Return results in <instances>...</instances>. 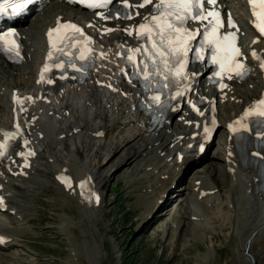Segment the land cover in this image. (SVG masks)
I'll list each match as a JSON object with an SVG mask.
<instances>
[{
    "label": "rangeland",
    "instance_id": "obj_1",
    "mask_svg": "<svg viewBox=\"0 0 264 264\" xmlns=\"http://www.w3.org/2000/svg\"><path fill=\"white\" fill-rule=\"evenodd\" d=\"M50 9L51 7H47V12L43 11V15L38 19L37 26L30 29L29 45L32 47L26 63L11 68L0 77V102L3 105L0 124L8 121L6 104L9 90L12 87L21 90L31 87V76L39 58L37 52L43 27L51 19L50 13L54 11ZM63 13L65 16L72 15L71 12ZM35 17L37 15L31 17L28 24ZM240 88H237V92L243 94L244 88ZM79 94L80 96L65 99L66 102L63 100V104H59L64 107L67 103L69 108H73V112L71 118L68 116V120L63 117L55 118L52 123L55 131L50 130V120L43 115L46 131L43 135L40 134L41 153L35 160V172L32 171L25 181L14 182L19 188L18 191H13L12 199L20 210L14 207L0 215V226L13 235V241L8 248H0V264H5L9 259V262L14 264H250L251 257L253 264H264V249H259L262 236L253 239L254 241L247 240L249 254L246 255L243 248L247 230L257 225L259 216L264 215V208L256 197L248 194L240 196L241 200L239 198L238 207L242 209L241 212L227 204L228 180L223 171H219L220 159L205 157L192 165L169 194H181V204L176 209L170 207L160 221L155 222L154 218L149 220L153 213L147 218L145 216L152 209L148 202H154L151 197L154 194L153 186L157 181L158 170L167 171L173 153L169 148L161 153L157 152L158 154L148 150L135 161L119 162L120 157L126 155V148L110 161L104 160L102 156L107 153L109 147L115 148L131 127L120 129L119 134L111 135L107 139H94L86 130L80 135L78 131L68 137H58L68 133L66 128L69 125L78 124L75 126L82 128L83 125L85 127L92 123L90 121L93 119L95 108L87 106L88 101L77 99L82 96L85 99L84 92ZM102 97L101 94L100 100ZM106 99L109 103L115 101L113 95L106 96ZM102 104L104 105L105 101H102ZM52 108L54 107H51V110ZM55 111L57 112L56 109ZM108 115L110 116L111 112ZM62 118L64 122L61 121ZM121 123L125 124V119ZM175 123L173 122L171 130L177 132L179 127ZM122 130L124 136L120 135ZM222 141L219 130L215 141L217 144L209 154L222 157ZM169 153L171 156L167 158ZM59 167H63L62 171L71 170L73 175L78 167L91 169V186L101 197L93 211L84 209L75 193L73 196L64 190L60 191V187L57 188L58 184L52 176L61 171ZM215 167L218 168L217 172L213 171ZM196 176H201L210 184L218 186V191L215 189L216 202L206 204L208 206L207 211L204 209L205 213L204 206L197 207L189 195V185ZM220 202L226 206L223 207ZM218 206L219 212L216 211ZM247 206H250L249 209ZM222 207L230 211L222 214ZM198 208H202V212L197 213L201 215L199 218H206L205 221L191 216ZM210 209H213L212 212ZM161 210H158L156 215Z\"/></svg>",
    "mask_w": 264,
    "mask_h": 264
},
{
    "label": "bare ground",
    "instance_id": "obj_2",
    "mask_svg": "<svg viewBox=\"0 0 264 264\" xmlns=\"http://www.w3.org/2000/svg\"><path fill=\"white\" fill-rule=\"evenodd\" d=\"M51 1H53V0H51ZM54 8L55 7L52 6V9H54ZM137 11L141 12L140 9H137ZM50 14H51V16H50L51 19L49 20V22H53V20L56 18V14L54 15L53 12ZM59 14H61V13L59 12ZM47 18H48V16H47ZM38 21L39 20L34 19L31 22V24L28 25V27L31 29H34V25L37 26ZM130 23L131 22L120 23V27L118 28L119 32L126 36L128 34L127 30H126V25H128ZM101 27L104 30H107L110 28H113L114 30L117 29L115 24L109 23V22L101 25ZM21 31H25V28H23ZM115 41H116V39H115ZM262 44H263L262 45V47H263L264 42H262ZM30 47H32V45L29 46L28 49H30ZM259 51L261 52V50H259ZM107 53H108V56L106 53L105 54L103 53V55H104L105 59L107 56L108 62L105 61L104 63H102L100 65V67H101L100 73L101 74L99 73V75H100L99 78H103V80H99L97 78V76L95 77V79H93V77L91 76L90 79L87 80V82L84 85H78L76 83L65 84L64 86H66V88H65L64 93L62 92V89L59 87L53 88L54 94L52 96L49 95V97H48V99H51L52 102L57 105L58 103L63 104L64 96H69L71 92L76 93V96H79V93L84 92L86 100L84 99V96L79 97L78 99L79 100L83 99L84 102L89 101L87 103V106L93 107V109L95 108L93 119H91L92 121H90V122H92L91 125L87 124V125H85V127L83 125L82 128L75 126L78 124H75L72 126L69 125L66 128V130H67L66 132H68V133L62 134L61 132H63V131L58 132V133L62 134V135H59L58 137H68L69 135L77 134L78 131H79L78 134L80 135L83 131L86 130L87 131L86 133H89L88 135H90V137H93L94 139H96V138L107 139L111 135H114L116 133L119 134L118 131L120 129H125L127 127H129V128L131 127V130H129L127 132L125 138L121 142L117 143L115 148L112 149L109 147V150L107 151V153L104 154V156H102L104 158V160L109 159L108 161H110L116 154H118L119 152L123 151L126 148L128 149L127 153H126V155H122L120 157L119 162L135 161V160L139 159L141 156H144L142 154H144L148 150H149L148 152H151V153L152 152L161 153L162 151H165L170 145L174 144V142L177 141L176 142V144H177L178 141L180 140V137H184V138L190 137V134H192L194 129H195L194 127H195L196 121H200L201 123H200V125L197 126L198 135L196 136L195 140H198L200 137H205L204 135L200 134V133H202V127H204V125H211L212 122L217 123L218 128H220L221 131H224V130H226V127L228 128V126H229L228 123L230 124L233 122V117L235 115L234 114L232 115L231 113L234 111L239 113L240 106L246 105L249 103V101L251 99L256 98L258 91H259V89H258L259 88L258 77H257V80L255 78L254 80L248 79L245 81V83L241 86V88H244V90L242 91V92H244L243 94H240L239 91H238L237 95L233 94V92H232L233 87L231 85L221 94H214V96L213 95L207 96V104L199 107V109L201 110V113H203L202 119L197 120L199 118V116L190 114L189 112H186V113L182 112L184 110V108H186V106H184L181 110H179V112L175 111L169 115V118H168L167 123H166L163 130L158 131V132L157 131L149 132L148 127H144L142 125V122L145 120L142 119V117H141V120L136 117V111L133 107V103L136 100L138 91L134 90L135 92H132L131 88H129L128 86H125L122 82L118 81L116 79V76H113L112 72H110V70L113 66L111 59L113 61H115V65H117V66H118V62L120 60L116 57V54L118 53L117 44H115L113 46V43H112L110 45V50ZM23 83L25 84V81ZM30 84H31V82H30ZM251 86L253 87L252 90H250ZM14 88H17V87H13L12 89H14ZM98 88L100 89V92H102V95H103V97L101 98L102 100L97 98V89ZM115 89H117V93H118L117 95L122 94V95H125L126 97L124 99H122L121 97H115V101L113 100V101H111V103H109V101L106 99V93H108L110 90H112V92H113ZM216 93H217V91H216ZM27 95H28V93L24 94V96H27ZM217 98H218V108H216V110H215L216 115H214L210 111H208L207 109L209 108V104H213V100L217 99ZM241 99H243V100H241ZM34 101L35 102H33V101L29 102L27 104V106L32 107L35 104H37L36 100H34ZM102 101H105L104 105L102 104ZM127 101L129 103H131V109L133 110V113L125 114L129 108ZM78 102H80V101H78ZM1 106H3V105L0 102V111L2 108ZM40 106H41L40 109L43 111V113L47 115L50 112L49 110H51V106H53V104H51L50 106L49 105L45 106V104L40 103ZM69 107H70V105L65 104L64 107L62 108V110H60L59 112L53 111L52 115L59 116V114H61V116H59V117H63L64 119L68 120L69 118L72 117V112H73V108H69ZM55 108H57V107H55ZM109 112H111L110 116L108 115ZM49 114H51V113H49ZM225 114H226V116H225ZM37 115H38V112H36L34 114H30L28 116L27 114H24V112L21 111V112H18V115L16 117H14V113H12V114H10V118L7 121V123L10 121L9 125L1 126V124H0V127H3V128L9 127V126L13 125V122L15 120H18L20 123H24L26 118L30 119V118H33L34 116H37ZM68 116H69V118H68ZM175 117H179L181 119L180 122H185L186 126H188L189 122H191V125L189 127H184L183 129L179 125V128L182 129V131L180 133H168V129H169L168 121L170 119L175 118ZM63 118L61 119V121L64 120ZM48 119L51 120L52 118L49 117ZM123 119H125V124L121 123V121H123ZM96 120H99V122H97ZM62 122H64V121H62ZM38 127H40V126H38ZM51 129L53 131H55V126L51 127L50 130ZM122 134L124 136L123 130H122V133H120V135H122ZM23 141H24V146L22 144L19 145L18 149H16L13 152V154L11 155V159L14 160L15 164L12 165L11 164L12 162H10L9 160L6 161L4 164L1 163L3 165V168L8 169V173H10L11 177L14 179L13 181H11L12 182L11 185L8 184V190H10L11 192L18 191V188H19V187H17V185L14 182L17 183V182L27 180L25 175L29 176L30 170L35 172L34 171L35 169L33 166L34 159L39 158L40 153H41V151H39L40 149H38V147H40V145H39L38 141H36V139H34L33 145L25 143V141H26L25 138ZM182 141H184V140H182ZM220 145H222V144H220ZM193 152H194L193 150H190V153H193ZM177 153H179V152H177ZM111 155H113V156L110 157ZM147 155H149V154H147ZM147 155L145 154V156H147ZM205 156L208 157L209 159H215V158L220 159L221 165H219V166L221 168H219V171L220 172L223 171V173L226 175L227 180H228L227 189L229 192H228L227 200H229V202L227 204L232 205L233 207H235L237 209V211L239 209L241 212L242 209L238 207L240 196H242V195L244 196L246 194V191H248V190H250V194L256 195V193H255V185H256L255 178L257 176V170L253 166H250L248 169L243 168L241 166V164L239 163L237 153L232 146H230V151H227L226 149L221 148V156L222 157H219V155L216 156L214 154H209V151L206 153ZM193 159H195V158H191V157L190 158H187V157L181 158L180 156H178V154L175 153L171 158V161L167 167L168 168L167 171L166 172H160V169L158 170L157 181L155 182L156 183L155 186H153L154 190L152 189L154 191V194L151 198H154V202L153 203L148 202L149 206L152 209H151V211L147 212L145 218H147V216H149L150 214L153 213L149 220L154 218L156 220L155 222H157V221H160L161 219H163L164 216H166V211L171 206V205H169L171 202L169 201L170 199L167 198V194L169 193V190L170 191L172 190L174 182L175 181L177 182L183 176V174L185 173V171L189 167L188 164L192 163ZM149 164H151V163H149ZM25 165H27V166H25ZM146 165L144 167H146ZM185 166H186V168H185ZM63 167H59V170H61V169L64 170ZM216 167L213 168L214 172H217L218 168H216ZM62 170L59 172H55V174H54V176L56 175L55 177L52 176L54 179V182L58 184V185L56 184L57 188L60 187L61 188L60 191L64 190L66 193H70L73 196H74L73 193H75L80 198L81 206L84 209H86L87 211H90V212L93 211L95 209V206L93 205V203H95L97 200L100 201L99 193H97V191H95V190L91 191L89 186L86 189H82V187H79V183L81 181H87V179H91V169H89L87 167H85V168H83V167L79 168L78 167V169L76 168V173L74 175H73L71 170H70L71 172L69 171V169H67V171H62ZM1 174L3 176V172L2 173L0 172V176H1ZM57 176H58L59 180L57 179ZM22 179H24V180H22ZM64 180H69L71 182V187H67L66 183L63 182ZM0 184L6 185V183L3 181L0 182ZM217 187L218 186H216L215 184L212 185L209 182H207L205 179L201 178V176L200 177L196 176L192 179L191 185H189V190L191 192V194H189L190 199L194 201V203L196 204L197 207L200 205L204 206V208L202 207L203 210L205 209L207 211L206 208L208 205H206V204L210 203L211 201L213 203L216 202L215 197H216L217 193H214L213 191ZM150 188H152V186H150ZM87 192H89V195H85ZM165 193H166V197H164ZM80 195L81 196L84 195L85 196L84 198H87V199H81L83 197H80ZM225 197H226V195H225ZM225 197H224V200H225ZM240 200H241V198H240ZM258 200L260 202V205L264 208V201L262 199H258ZM218 201H220V200H218ZM157 202H159V205L155 208V206L157 205ZM245 203L247 204V201ZM221 204L223 206V203H221ZM241 204L242 203L240 202V205ZM11 205H13V207L15 206L17 209H19L18 205H16L14 201L11 202ZM215 206H217V205H215ZM225 206H223V207H225ZM253 206L255 208V205H253ZM223 207L221 208L222 214H223V212H227L229 210V209L225 210V208H223ZM227 207H228V205H227ZM249 207H248V209H249ZM202 208H198L197 211L194 214H192L191 216L192 217L197 216L198 218L201 217V215H198V214H200L202 212V210H201ZM219 208L220 207L218 206L217 210L216 209L215 210L219 212L220 211V210H218ZM158 210H161V212L156 215V212ZM205 210H204V213H205ZM212 210H211V212H212ZM259 210H260V208H259ZM244 211H245V209H244ZM236 213H239V212H236ZM207 216L209 218V214ZM203 217L205 218V214ZM205 219H202V220L205 221ZM197 224H199V222H197ZM1 231L6 233V235L8 237L12 238V241H13V235L9 230L4 228V230H1ZM258 236H262V239L259 242V249H260V251H262L264 249V215L259 216V221H258L257 225L248 229L246 232L245 241L243 243V246H244L243 248H244V251L245 250L248 251V254L250 252V248L248 246L247 240H249V239L253 240V239L257 238ZM0 260H1V258H0ZM9 260H6L4 263L5 264H14L12 261L9 262Z\"/></svg>",
    "mask_w": 264,
    "mask_h": 264
},
{
    "label": "snow or ice",
    "instance_id": "obj_3",
    "mask_svg": "<svg viewBox=\"0 0 264 264\" xmlns=\"http://www.w3.org/2000/svg\"><path fill=\"white\" fill-rule=\"evenodd\" d=\"M32 0H14L10 6L13 11H19L27 4H30ZM152 0H144V3L140 6L143 7ZM252 6V15L255 18L254 27L264 35V0H248ZM210 6L209 9L204 8V4ZM217 6V0H158L155 4L156 15L153 16L152 22L147 26L154 30L156 39L153 40V56L152 59L153 70L152 75L160 74L161 71L172 75L173 73L180 80H187L188 74L184 71L187 63L186 57L190 51V41L194 39L196 33L190 32L186 27L191 21H207L208 28L204 32V41L210 47L214 49L212 56L213 63L219 64L221 71L231 70L233 67L239 69L235 72V75L239 78H243L249 69L246 68L244 63L238 57L242 54L238 47V36L234 33L223 34L219 32V29L223 27V20L218 11L215 10ZM258 6V7H257ZM4 10V6H0V12ZM61 25L58 21V27L50 30L48 33L49 42L51 47H56L53 43V33L60 31ZM65 28H72L76 33H81V29L75 25H63ZM141 29L145 28V25L139 26ZM228 27L236 28L237 26L232 21L231 16L228 18ZM238 31V29H237ZM16 34L14 32H7L0 34V51L13 52L19 56L20 45L16 40ZM151 38V37H150ZM58 51L63 53V49L60 48ZM139 51V50H137ZM203 51V48H201ZM67 55V53H63ZM254 59L260 61L262 70H264V60L252 53ZM155 57H159V62L155 61ZM53 58L52 52H49L48 59ZM162 65V69L159 68ZM47 66L43 71H47ZM220 75V72L217 73ZM145 79H149V72L145 71ZM43 78V75H42ZM167 78V76H165ZM231 78V77H229ZM181 91L177 92V95H182ZM154 101H158L159 97H153ZM261 105H264V100L260 101ZM245 115H248L246 113ZM260 117H264V109L258 113ZM239 123V122H238ZM18 127V126H17ZM5 137L4 143H0V156L4 155L7 148V138L14 136L12 133H3ZM25 143H27L25 141ZM27 166V165H25ZM67 187H71L69 180H64ZM83 184L81 187L83 188ZM3 201L0 200V205Z\"/></svg>",
    "mask_w": 264,
    "mask_h": 264
}]
</instances>
